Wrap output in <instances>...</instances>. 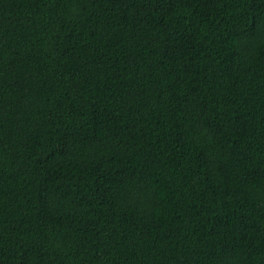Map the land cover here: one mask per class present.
Returning a JSON list of instances; mask_svg holds the SVG:
<instances>
[{"label": "trees", "instance_id": "obj_1", "mask_svg": "<svg viewBox=\"0 0 264 264\" xmlns=\"http://www.w3.org/2000/svg\"><path fill=\"white\" fill-rule=\"evenodd\" d=\"M0 264H264V0H0Z\"/></svg>", "mask_w": 264, "mask_h": 264}]
</instances>
